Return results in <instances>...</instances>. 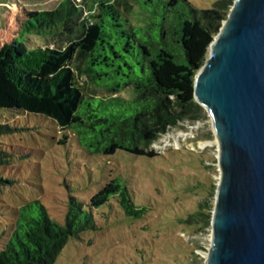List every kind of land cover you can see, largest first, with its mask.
Returning a JSON list of instances; mask_svg holds the SVG:
<instances>
[{
    "label": "trees",
    "instance_id": "16d2710c",
    "mask_svg": "<svg viewBox=\"0 0 264 264\" xmlns=\"http://www.w3.org/2000/svg\"><path fill=\"white\" fill-rule=\"evenodd\" d=\"M234 3L197 9L188 0H64L34 12L19 37L0 48V109L51 118L73 129L61 143L74 136L91 154L155 159L160 154L151 145L202 108L196 76ZM32 35L54 43L29 47ZM13 129L0 123V135ZM13 163V150L0 142V187L14 182L3 175ZM63 202L61 216L40 199L16 207L0 241V264H64L58 258L71 238L103 230L99 216L149 211L130 180L115 174L89 201L71 195Z\"/></svg>",
    "mask_w": 264,
    "mask_h": 264
},
{
    "label": "rangeland",
    "instance_id": "374dc122",
    "mask_svg": "<svg viewBox=\"0 0 264 264\" xmlns=\"http://www.w3.org/2000/svg\"><path fill=\"white\" fill-rule=\"evenodd\" d=\"M63 1L0 0V48L19 37L32 13L53 10ZM188 1L193 8L205 9L217 0ZM160 9L163 12V5ZM52 43L39 35L27 41L29 47ZM97 94L106 95L102 89ZM202 108L194 109L151 145L160 154L155 159L126 151L110 156L91 154L75 145L74 136L61 143L73 129L62 130L51 118L0 109V123L14 128L0 135L1 144L14 154L13 165L3 172L14 182L0 187V230H6L0 241L8 238L10 225L6 224L13 221L16 207L40 199L61 216L64 199L74 195L89 201L115 174L130 180L133 195L137 192L143 198L148 213L126 219L115 213L99 216L103 230L71 238L58 262L205 264L221 168L212 116ZM197 210L203 212L200 219L191 217Z\"/></svg>",
    "mask_w": 264,
    "mask_h": 264
},
{
    "label": "water",
    "instance_id": "95a60500",
    "mask_svg": "<svg viewBox=\"0 0 264 264\" xmlns=\"http://www.w3.org/2000/svg\"><path fill=\"white\" fill-rule=\"evenodd\" d=\"M221 177L205 264H264V0H236L195 80Z\"/></svg>",
    "mask_w": 264,
    "mask_h": 264
}]
</instances>
